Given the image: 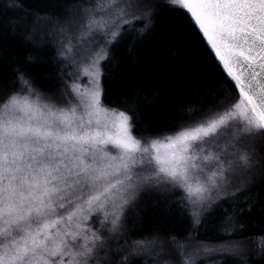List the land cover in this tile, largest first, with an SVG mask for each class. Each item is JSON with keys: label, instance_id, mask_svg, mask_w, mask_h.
<instances>
[{"label": "snow or ice", "instance_id": "1", "mask_svg": "<svg viewBox=\"0 0 264 264\" xmlns=\"http://www.w3.org/2000/svg\"><path fill=\"white\" fill-rule=\"evenodd\" d=\"M120 2L98 0L84 9L81 27L92 35L90 46L73 52L63 45L62 105L39 92L25 73L17 74L15 91L0 96V264H112L106 257L108 239L123 231L124 210L138 191L163 188L177 196L194 226L224 201L236 203L244 191L213 200V191L227 182L230 170L253 167L241 141L264 135V0H166L185 11L237 99L216 108L214 115L203 106L193 109L185 123L173 125L177 131L152 138L133 134L131 109L102 102L101 61L110 58L108 48L123 32L105 30L96 17L117 10L122 19ZM10 6L23 8L15 0ZM149 7L145 17L133 18H151ZM97 35L103 43L96 41ZM81 73L87 88L75 82ZM226 91L222 87L203 103H221L218 97ZM208 201L212 203L204 208ZM92 219L99 227H89ZM154 243L126 241L118 251L138 255ZM171 243L183 252L179 240ZM201 247L208 259L237 251ZM119 264H128V258Z\"/></svg>", "mask_w": 264, "mask_h": 264}, {"label": "trees", "instance_id": "2", "mask_svg": "<svg viewBox=\"0 0 264 264\" xmlns=\"http://www.w3.org/2000/svg\"><path fill=\"white\" fill-rule=\"evenodd\" d=\"M88 1L15 0L22 4L20 10L10 6V0H0V96L16 90L18 73H25L40 92L58 93L63 67L54 44L56 37L48 34L47 26L67 20ZM152 8L147 24L150 27L144 30L145 27L139 26L140 32L144 30L142 35L125 32L109 48L110 58L102 62L103 103L120 110L131 109L136 119L134 134L139 137L172 132L177 129L173 125L185 123L193 109L203 106L207 112L237 98L236 89L225 83L220 65L185 11L159 1ZM222 87L227 91L218 97L221 103H203ZM262 137L256 150L263 156L259 160L260 175L249 197L239 193L236 203L224 201L222 207L211 214L205 213L201 223L194 226L185 209L176 203V196L144 191L140 194L143 203L135 200L123 215V231L116 233L117 241L111 239L107 259L119 264L126 256L128 264H149L152 253L166 254L171 246L176 247L171 240L182 243L192 237L207 243L246 244L248 248L244 255L216 253L212 259L205 257L194 264H264ZM89 225L99 227L95 219ZM103 235L108 237V233ZM144 239L156 241L154 252L116 254L115 249L126 246V241ZM168 255L170 260L176 258L173 252Z\"/></svg>", "mask_w": 264, "mask_h": 264}, {"label": "rangeland", "instance_id": "3", "mask_svg": "<svg viewBox=\"0 0 264 264\" xmlns=\"http://www.w3.org/2000/svg\"><path fill=\"white\" fill-rule=\"evenodd\" d=\"M163 2L166 4V0H121L120 2V8L124 10V15L122 16V19H117L118 16V11L114 10L111 15H98L96 17L97 20H100L105 23L107 30L108 28H111L114 31H122L123 34L128 31H133L135 33H139V26H142V28L145 27L146 24L149 23V18H143V19H134L133 17H145V11L146 8L145 6L148 5L150 6L147 10L153 12L152 4L155 2ZM98 0H89L87 3H85L84 6L76 9L73 11V14L65 21L62 23H54L52 25H48L47 32L49 35L56 37L54 44L56 48L58 49L57 55L59 56V53L64 51L63 45L69 44L72 47V51H80L82 48L90 46L92 43V35H90L88 30H84L81 27V21L84 19L82 16V13L84 12L85 8H92L95 3H97ZM130 5V6H129ZM170 5V4H169ZM127 20L129 23L127 25H124V21ZM117 24H119V27H117ZM93 34L95 33V29L92 30ZM122 34V35H123ZM121 35V36H122ZM120 36V37H121ZM119 37V38H120ZM96 41H99L100 43H103V40L100 39V37L97 35L95 37ZM106 39L111 40L112 38L106 37ZM111 45L109 46V48ZM108 48V50H109ZM72 53H68V60H71ZM59 58L62 61V67L64 69L65 66V61L59 56ZM102 62L101 61V72H102ZM71 70V69H70ZM102 78V77H101ZM65 79H67V75L65 74ZM80 85L81 88H87L88 86V79L85 77L82 73L80 77L75 81ZM63 89V83L61 82V88L58 91L57 94H48L41 92L43 95L47 97H51L52 100L57 103L62 105L64 102V97L61 95V91ZM39 91V90H38ZM40 92V91H39ZM237 98H233L230 100H227L226 102L222 103L221 105L211 109L213 115L215 114V109L218 107H221L223 105H228L233 103ZM103 102V100H102ZM104 106L109 107V108H116L112 106H108L105 103H103ZM118 109V108H116ZM120 110V109H119ZM208 112V111H207ZM208 119H211L212 116H208ZM178 129L168 132V133H163V134H158L154 136H147V137H139L138 138H152L156 136L163 137L165 135L174 133ZM263 141L262 135H255L252 137L245 138L241 141L239 147L245 151H247L250 156H251V162L253 164V167L250 170H245L244 168L237 166L234 170H230V174H227V182L224 183L218 191L214 190L213 191V200H215L218 196L223 195V194H231L232 192L236 191L237 189H244V194L245 197L249 194V191L254 188V181L257 179V177L260 175V170H259V160L261 161L262 154L259 151L257 153V148ZM248 190V192H246ZM144 191L148 190H140L137 192L135 199L132 201V203L128 206H126L124 210V214L126 211L129 210V208L134 205L135 200H137L140 203H143V198H141L140 194ZM151 191H158L164 193L166 196L170 195L165 189H154ZM140 196V197H139ZM239 194L236 196L238 197ZM249 197V195H248ZM178 197L176 196V200ZM212 203V201H208L204 204V208L208 207V204ZM102 218V217H101ZM91 221V220H90ZM89 221V222H90ZM110 227V225H108ZM90 227V225H89ZM106 234V232H105ZM107 238V237H106ZM117 241V237L112 239ZM144 240H149V241H154L153 239H144ZM155 243L151 246H149L146 250L140 251L141 253L147 252L148 250H152L153 252L155 251V247L157 245L156 241ZM182 244L185 246L183 252L177 251L176 247L171 246L170 250L166 254H158L152 253V256L149 259V264H185V261H188L189 264H193L198 259H204L205 253L203 251V246L207 247H216V248H221L223 246H229V247H234L237 249L236 252L240 255H244L245 252L248 251L247 245L244 244H238L234 242H227V243H211V242H201L199 240H195L192 237L184 240ZM112 246L111 239H108V244L107 248ZM264 247V244H263ZM117 250V251H116ZM116 254L118 255L120 251H118V248L115 249ZM113 250V252L115 253ZM162 251H159L158 253H161ZM173 252V255L176 256L175 259L170 260L169 258V253ZM222 253V252H218ZM228 254V253H226ZM190 258V260H189Z\"/></svg>", "mask_w": 264, "mask_h": 264}, {"label": "water", "instance_id": "4", "mask_svg": "<svg viewBox=\"0 0 264 264\" xmlns=\"http://www.w3.org/2000/svg\"><path fill=\"white\" fill-rule=\"evenodd\" d=\"M199 32V31H198ZM200 33V32H199ZM201 35V34H200ZM204 40V39H203ZM204 42H205V44H206V41L204 40ZM207 45V44H206ZM207 47L209 48V46L207 45ZM209 50H210V48H209ZM211 51V50H210ZM211 53L213 54V52L211 51ZM213 56H214V54H213ZM215 57V56H214ZM215 59L217 60V58L215 57Z\"/></svg>", "mask_w": 264, "mask_h": 264}]
</instances>
